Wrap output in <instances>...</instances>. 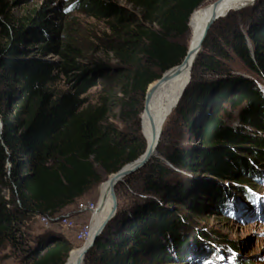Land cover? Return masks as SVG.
<instances>
[{"label": "trees", "instance_id": "trees-1", "mask_svg": "<svg viewBox=\"0 0 264 264\" xmlns=\"http://www.w3.org/2000/svg\"><path fill=\"white\" fill-rule=\"evenodd\" d=\"M213 1L128 0L155 28L112 0L77 1L83 15L105 21L116 37L110 51L126 67L125 123L138 125L141 104L135 97L143 99L149 85L181 64L188 46L180 39L189 33L191 15ZM258 2L248 17L229 13L212 25L174 109L182 125L179 136L188 135L199 146L159 149L172 168L195 173V182L171 178L173 169L158 161L127 178L128 190L148 196L150 203L130 215L117 211L87 254V264H202L208 258L202 241L210 237L190 229L173 207L199 214L208 202L218 214L231 216L228 199L235 205L242 197L256 203L251 190L264 185V0ZM47 11L17 20L7 0H0V249L19 253L21 264H65L72 249L67 240L47 234L27 249L22 228L37 216H59L100 185L97 167L110 176L144 152L141 137L107 123L104 103L87 102L109 65L89 60L61 38V26ZM37 45L40 54L31 55ZM235 111L233 128L226 121ZM200 172L234 182V193L213 183L200 185L195 177ZM219 241L224 251L237 253L234 243ZM213 254L221 259L218 251Z\"/></svg>", "mask_w": 264, "mask_h": 264}, {"label": "rangeland", "instance_id": "rangeland-1", "mask_svg": "<svg viewBox=\"0 0 264 264\" xmlns=\"http://www.w3.org/2000/svg\"><path fill=\"white\" fill-rule=\"evenodd\" d=\"M77 1L78 0H7V3L9 12L17 20L32 18L36 14V11L48 9V19H52V22L61 26L59 31L61 38H68V40L70 39L73 44H76L83 50L85 56L89 60L98 59L109 65V69L107 70L109 73L108 76L104 80H99L97 86L89 91L87 95V102L91 105H100L104 103L109 110L106 118L107 123L114 125L119 131H123L130 136L141 137L145 150L147 145L142 135L140 119L141 113L145 107V97L143 99L135 97L134 99V101L141 104V113L137 119L138 125L136 124V120L125 123L122 117L123 96L121 94V85L122 81L127 75L125 70L122 69H125L126 67L120 63L115 54L110 51V44L116 39V37L113 36L109 31L108 23L102 20H94L83 15L78 10ZM112 1L129 11L138 13L140 16V11L135 9V7L128 2V0ZM216 1L217 0L213 2H205L203 6H209ZM257 3L259 2L257 1L254 4L257 5ZM255 5H249L243 9H238L239 7L233 8L235 10L232 9L227 13V15L229 13H239L240 15L243 14L244 16L248 17V15H250L249 9ZM52 11L53 13H51ZM236 17H239V15ZM140 20L141 24L155 28L154 23L147 24L141 16ZM217 22L218 21H216V23ZM220 29L221 28L218 27L216 31H219ZM242 30L245 31L244 26L242 27ZM215 34H218V32ZM189 38L190 32L182 37L180 42L187 44L189 47ZM39 48L40 47H38V45L33 47L30 50V54H40ZM47 58L52 61L56 60V58L53 56H49ZM238 70H242V68L240 69L238 67ZM190 81L191 75L187 86L189 85ZM58 86L59 88H64L63 82ZM231 116L232 117L226 122L229 126L236 128V126H238L237 112L235 111L231 113ZM181 127L182 125L180 119L178 115L174 113L173 109L167 120L160 124L159 132L161 130L162 132L155 157L137 173L145 170L148 165L158 161L159 164L173 169L171 178L177 180L180 177L182 178V176H186L188 180L195 182L194 180L196 179L193 177L195 173L188 174L172 168V166H170L163 157V154L159 153V149L164 151L166 148H171L173 144L177 147V149H179V151L194 150L199 146V142L196 139L190 140L188 135L187 137L185 135L184 137L179 136L181 135ZM97 171L103 178L101 184L93 187L83 198L78 200L76 204L65 209L60 214H68L72 220H74L76 228L72 230H65L60 227L46 229L40 224L38 219L34 218L33 220L27 222L24 228H22V232L24 233L23 239L26 243L25 248L33 249L39 238L50 234L58 238H64L71 244L72 249L69 255L70 257L74 252L81 249L89 242L85 241L82 243V241H78L76 239V233L78 230H81L90 221L89 215L81 214L79 212L78 205L84 202H95L98 206L100 188L110 177H112L111 175L106 176L98 167ZM133 175H130L127 178L132 177ZM196 175L197 176L195 177H197V183H200V185L206 182L213 183L220 188H225V192L228 194L233 192L232 187L236 186V184L230 180L212 178L202 172L197 173ZM126 179L120 183L121 185L118 184V186L115 188V196L117 199V211L126 213V215H130V213H134V211L136 213L139 209L146 207L148 205L147 203L150 202L145 203V199H149L148 196L146 197L145 195H142L139 198L132 194L130 190H128L127 185L124 184ZM255 190L260 193L258 194L254 192L255 195L258 194L257 196L259 198H264V186L257 185ZM189 192L190 190L188 193ZM4 196L7 199L9 198V193L7 190L4 191ZM238 201L240 205H235L231 200L228 199L229 210L232 214L231 216L218 214L217 209L211 207L208 202H204L205 204L202 205V209L199 214H192L186 210H181L179 207H173V210L178 214V216L181 215L187 220V226L190 229L194 228L196 231H204L206 236L210 237V239L207 238L206 240L202 241V247L207 250L204 252L205 254L202 255H206L208 257L207 260L202 262V264H236L238 259L239 261H248L250 264H264V205H260L257 208L252 207L250 203H247L243 197L238 199ZM110 204L111 210L112 201ZM135 206H137V208H135ZM120 217H122V214ZM110 226V228L113 229L116 227L115 225L112 226L111 224ZM219 240L234 243L238 249L237 253L232 251H224V249L221 248V245L219 244ZM213 250L218 251V255L221 259H218L216 255L213 254ZM21 261L22 256L19 253L11 250L9 247L0 249V264H21ZM85 264H87L86 259Z\"/></svg>", "mask_w": 264, "mask_h": 264}, {"label": "bare ground", "instance_id": "bare-ground-1", "mask_svg": "<svg viewBox=\"0 0 264 264\" xmlns=\"http://www.w3.org/2000/svg\"><path fill=\"white\" fill-rule=\"evenodd\" d=\"M254 1L255 0H217L215 3L209 6L206 5L198 8L191 15L189 20L190 42L188 48H194L196 46L206 23L212 15L221 16L227 14L233 8L238 7V9H243L249 5H254V3L259 0H256L255 2ZM190 69V64L181 66L176 71L172 72L171 75L162 83H153L154 85H150L152 91L145 100V107L140 116L141 130L146 145L151 144V141L153 139H155L156 145L151 158L139 170L143 169L155 157L162 132V130L159 132L160 124L167 120L173 109L177 107L180 98L186 90V86L191 75ZM138 171H135L133 174L137 173ZM111 178H113V176L110 177L100 188V196L97 206V208L99 207V209L94 212L93 216H91V222L88 228V232L81 240L82 243L85 241L89 242L87 244L85 243L86 245L84 247L74 252L67 259L66 264H77L83 251L91 243L95 232L109 215L111 205L109 180Z\"/></svg>", "mask_w": 264, "mask_h": 264}, {"label": "water", "instance_id": "water-1", "mask_svg": "<svg viewBox=\"0 0 264 264\" xmlns=\"http://www.w3.org/2000/svg\"><path fill=\"white\" fill-rule=\"evenodd\" d=\"M226 16H227V14H224L221 16L212 15L211 18L206 23L204 30H203L196 46L194 48H188L187 47V52H186L185 58L183 59L181 64L172 68L171 70H169L165 74H163V76L159 80H157L155 83L156 84L162 83L171 75L172 72L176 71L181 66L190 64V68L192 69L197 57L199 56V54L202 51L203 43H204V41L208 35L210 28L212 27V25L216 21H218L219 19L225 18ZM191 69H190V71H191ZM149 87H150V85H149ZM151 91H152V88L147 89V92L145 95V100L149 96ZM0 128H1V125H0ZM155 145H156V141H155V139H153L151 141V144H148L146 146V149L144 150L143 154L137 160H135L132 163L127 164L126 166L122 167L117 173L112 174L113 178H111L109 180V193L111 196L112 208L110 210L109 215L105 219V221L101 224V226L95 232L93 239H92L91 243L89 244V246L87 248H85V250L83 251L82 255L80 256V259L77 262V264H85L86 256L89 253V251L94 247L95 241L101 236V234L104 231V229L106 228L108 222L114 217V215L117 211V199L115 196V188L118 186V184L122 183L124 179H126L128 176L132 175L135 171H138L140 168H142V166H144L146 164V162L151 158L153 150L155 149ZM98 209H99V207L97 208V210Z\"/></svg>", "mask_w": 264, "mask_h": 264}, {"label": "built area", "instance_id": "built-area-1", "mask_svg": "<svg viewBox=\"0 0 264 264\" xmlns=\"http://www.w3.org/2000/svg\"><path fill=\"white\" fill-rule=\"evenodd\" d=\"M79 212L81 214H87L90 217V221L81 230L76 233V239L81 241L88 232V228L91 222V216L97 210V203L95 202H84L78 205ZM40 224L46 229H52L54 227H60L65 230L75 229V222L68 214H62L55 217L50 216H37Z\"/></svg>", "mask_w": 264, "mask_h": 264}]
</instances>
